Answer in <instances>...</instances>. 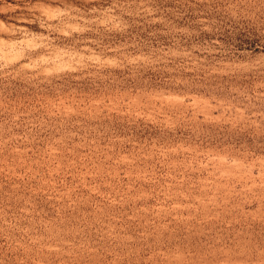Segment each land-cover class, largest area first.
I'll return each mask as SVG.
<instances>
[{
    "label": "rangeland",
    "instance_id": "obj_1",
    "mask_svg": "<svg viewBox=\"0 0 264 264\" xmlns=\"http://www.w3.org/2000/svg\"><path fill=\"white\" fill-rule=\"evenodd\" d=\"M0 264H264V0H0Z\"/></svg>",
    "mask_w": 264,
    "mask_h": 264
}]
</instances>
